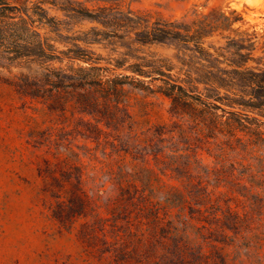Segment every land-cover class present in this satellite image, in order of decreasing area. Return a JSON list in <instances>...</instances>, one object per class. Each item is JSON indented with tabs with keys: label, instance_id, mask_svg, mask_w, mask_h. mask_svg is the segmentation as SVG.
<instances>
[{
	"label": "trees",
	"instance_id": "obj_1",
	"mask_svg": "<svg viewBox=\"0 0 264 264\" xmlns=\"http://www.w3.org/2000/svg\"><path fill=\"white\" fill-rule=\"evenodd\" d=\"M199 6L194 4L191 13L182 18L160 21H151V13L144 14L130 8L126 11V19L130 21L128 28L131 29L125 30V34H118L117 30L105 32L136 44L174 46V57L184 71V77L171 73L170 59L152 61L151 64L134 63L129 68L134 75H139L136 77L122 73L110 76V67L92 64L69 65L67 69L49 66V61L63 57L55 54L53 39L40 31L49 23L46 20L47 9L40 5L41 12L33 13L32 18L28 9L0 0V35L4 29L17 27L33 34V51L26 54L17 52V57L33 56V63L41 64L44 70L42 76L46 82L44 86L34 84L33 95L43 98L45 103H56L62 97L52 87L55 79L61 78L72 88L64 92L68 96L67 103L75 111L92 115L100 132L96 139L116 148L114 155L118 157V166L114 168L104 164L102 168L119 181L117 193L106 197V206L72 190H81L84 186L87 165L74 149L77 139L71 132L66 137L53 132L38 143L49 153V157L43 160L44 166L41 164L39 168L40 175L50 182L47 187H60L57 203L62 208H70L74 216H91L92 223L88 226L100 233L106 232L110 225L118 228L120 222H125L124 228L128 232H119L114 237V247L109 250V264L131 262L132 258L127 259L128 254L120 257L118 244L121 240L119 248L127 244L124 236L144 239L145 226L151 221L157 227L169 226L162 245L171 246L172 243L174 250L170 253L180 255L183 264H202L198 256V262H194L193 255L210 262L211 257L203 251L204 246L194 253L191 232L195 229L210 234L220 231L228 236L230 227L225 221H229V217H235L236 225H242L251 218V195L234 190L192 195L168 189L169 202H172L171 196L178 200L177 215L180 216L168 220L173 211L169 206L173 205L165 207L155 202V195L147 191L148 184L142 180V176H264V32L244 28V17L236 9L214 5L204 10ZM104 12L84 8V15L92 19H100V13ZM100 22L109 27L114 25L111 21ZM4 39V35L0 36V45ZM72 52L69 49L64 53L70 60L82 59L90 63L88 58ZM144 66L150 70H145ZM140 76L161 77L163 85L159 92L171 100L170 123L143 129L130 113L125 85L152 89ZM122 143L124 154L120 151ZM141 148L149 151L141 153ZM128 155L132 156L133 166L127 164L132 173L124 170ZM74 176H79L77 182L80 187L72 181ZM49 191H53L52 188ZM258 194L264 207V193ZM102 198L100 196L99 199ZM76 205L80 210H75ZM100 208H105L108 216H101ZM125 212L129 215L121 218L119 215ZM63 213L61 210V214L55 217L62 220ZM175 235L178 236L176 241ZM92 236L95 240L99 238L98 234ZM209 247L217 246L212 242Z\"/></svg>",
	"mask_w": 264,
	"mask_h": 264
},
{
	"label": "rangeland",
	"instance_id": "obj_2",
	"mask_svg": "<svg viewBox=\"0 0 264 264\" xmlns=\"http://www.w3.org/2000/svg\"><path fill=\"white\" fill-rule=\"evenodd\" d=\"M7 1L28 9L32 18L33 13L41 12L40 5L47 9L46 20L49 23L40 31L53 39L51 42L57 50L55 54L63 57L49 61V66L67 69L69 65L92 64L110 67V76L122 73L138 77L129 68L134 63L151 64L152 61L170 59V66L173 68L171 73L176 77H184V71L174 57L176 49L173 45H141L105 33L117 30L118 34H125V30L131 29L132 27L128 28L130 21L126 19V11L130 8L144 14L151 13V21H160L182 18L191 13L196 3L200 4L199 9L204 10L220 5L224 9H236L240 12L245 20L244 28L264 32V0ZM84 8L93 12H106L100 13V19H92L84 15ZM103 20L111 21L114 25L105 26L100 22ZM23 29L7 28L0 35L5 36L0 45L3 51L0 54V264H109V250L114 247V237L119 232H128L124 228L125 222H120L118 228L110 225L106 232L100 233L88 226L92 223L91 216H74L75 213L70 208H62L57 203L60 187H47L50 182L40 175L39 168L41 164L44 166L43 160L49 157V153H46L45 147H39L38 143L50 133L66 137L71 132L77 139L74 149L87 165L84 170V186L81 190H72L86 194L94 203L106 206V197L117 193L116 184L119 181H115L102 168L104 164H110L114 168L118 166V157L114 155L116 148L96 139L100 132L92 115L75 111L67 103L68 96L64 92L72 88L61 78H56L52 87L62 97L56 103H45L43 98L33 95V85L44 86L46 81L42 76L44 70L41 64L33 63V56L17 57V52L26 54L33 51V34ZM69 49L72 53L88 58L90 63L82 59L70 60L64 53ZM143 68L150 70L146 66ZM55 73L58 74V71ZM139 78L146 81V85L152 89H140L131 84L124 87L125 98L129 100V111L139 127L156 128L170 123L171 100L159 92V87L163 85L161 77ZM127 80L131 82L132 79ZM120 148L124 154L123 143ZM143 151L149 150L141 148V153ZM131 161L132 156L128 155L124 165L127 173H132V169L128 167L133 166ZM74 177L75 180L72 181L76 187H80L77 182L79 176ZM142 180L148 184L147 191L155 195V202L165 207L173 205L169 206L173 207V211L168 220L180 217L177 215L178 200L171 196L172 202H169L168 189L192 195L230 193L233 190L251 195V218L242 225H236L235 217H229L230 220L225 221L230 227L228 236L220 231L210 234L195 229L191 232L194 253L204 246L203 251L210 255L211 261L208 262L199 255L191 258L198 262V256L202 264H264V207L258 194L264 193V176H142ZM163 184L164 187H161ZM49 188L53 191H49ZM100 196H103L101 200ZM225 201L228 203L227 199ZM105 208L98 209L103 217L108 216ZM61 210L64 212L62 220L55 217L61 214ZM75 210H80V207L76 205ZM128 215L129 212H125L119 216L127 218ZM137 225L138 222L135 226ZM145 228L144 239L124 236L127 244H122L119 248L121 240L117 247L120 257L128 254L127 259L132 258L129 264H183L180 255L170 253L174 250L172 243L171 246L162 245L169 226L157 227L151 221ZM93 234H98L99 238L95 240ZM177 238L175 235V241ZM212 242L217 247L210 248L209 244Z\"/></svg>",
	"mask_w": 264,
	"mask_h": 264
}]
</instances>
